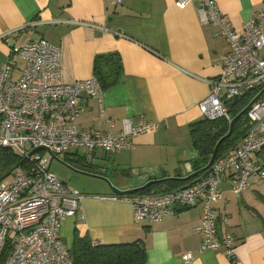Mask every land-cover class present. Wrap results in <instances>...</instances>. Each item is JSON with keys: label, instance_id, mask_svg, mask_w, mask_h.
Listing matches in <instances>:
<instances>
[{"label": "crops", "instance_id": "0c3cea01", "mask_svg": "<svg viewBox=\"0 0 264 264\" xmlns=\"http://www.w3.org/2000/svg\"><path fill=\"white\" fill-rule=\"evenodd\" d=\"M177 1L0 0V66L14 48L45 38L61 47V76L70 83L94 77L98 55L118 53L123 80L104 90L102 103L84 93L78 126L106 132L102 107L114 120L115 132L122 129L125 118L133 123L142 118L159 122L157 130L138 134L131 147L119 152L69 150L60 156L81 171L108 179L103 191H80L85 196L81 208L64 221L61 236L72 250L78 234L90 236L96 244L142 240L148 264H264V179H252L241 195L230 191L231 176L225 175L219 184L223 197L214 203L218 230L220 235L230 232L235 237L236 258L223 247L202 248L203 236L197 229L202 203L149 222L136 219L130 202L103 198L117 194L112 186L127 190L129 179L145 178L143 170L149 171V181L180 179L185 186L196 180L185 179L197 170L190 125L204 118L198 104L209 94L210 80L221 74L220 62L230 44L218 26L201 20L204 0H193L185 7ZM215 1L238 31L264 3ZM164 191L165 187H152L150 192ZM188 252L193 254L189 261L184 257Z\"/></svg>", "mask_w": 264, "mask_h": 264}, {"label": "built area", "instance_id": "2783aa9c", "mask_svg": "<svg viewBox=\"0 0 264 264\" xmlns=\"http://www.w3.org/2000/svg\"><path fill=\"white\" fill-rule=\"evenodd\" d=\"M122 1L115 0L117 4ZM192 1L177 3L185 7ZM199 12L203 22L219 27L230 51L220 62L221 74L210 80V92L198 106L206 118L231 122L227 102L251 92L245 136L190 184L160 193L103 198L130 202L136 219L149 222H159L177 208L202 203L203 216L197 227L203 236L202 248L223 247L227 255L236 258L235 237L230 232L219 234L214 203L223 197L219 184L225 175L232 177L230 191L236 195H241L252 179H264V57L260 54L264 48V3L241 31L225 18L215 0H204ZM61 60V47L40 38L14 48L0 66V148H10L21 158L11 179L0 182V259L9 245L7 264H75L61 228L79 211L85 196L50 171L53 157L72 149L116 153L131 147L138 134L159 128L157 121L142 118L133 123L125 118L122 129L115 132L114 120L102 107L108 130L81 129L77 119L83 110L84 93L102 103L104 89L95 76L64 82ZM184 257L189 261L193 254L188 252Z\"/></svg>", "mask_w": 264, "mask_h": 264}, {"label": "trees", "instance_id": "16d2710c", "mask_svg": "<svg viewBox=\"0 0 264 264\" xmlns=\"http://www.w3.org/2000/svg\"><path fill=\"white\" fill-rule=\"evenodd\" d=\"M94 73L104 90L117 85L124 77L121 56L118 53L98 55L94 62ZM253 95L249 92L241 98L227 102L232 119L243 113L236 119L232 135L220 143L216 158L237 145L245 136L249 127L247 107ZM190 126L193 148L198 155L195 167L199 170L208 164L216 145L228 133L230 122L225 118L209 119L204 117ZM261 156L264 158V154ZM20 162L21 158L10 148H0V176L9 172ZM206 171L191 177L188 181L191 182ZM183 184L184 182L180 179H163L156 181L138 194H146L151 191L152 187H165V190L169 191L182 187ZM72 253L75 264H148L147 250L142 240L119 244H96L90 236L80 237L76 234ZM9 254L10 246L8 245L2 253L0 264H7Z\"/></svg>", "mask_w": 264, "mask_h": 264}, {"label": "rangeland", "instance_id": "374dc122", "mask_svg": "<svg viewBox=\"0 0 264 264\" xmlns=\"http://www.w3.org/2000/svg\"><path fill=\"white\" fill-rule=\"evenodd\" d=\"M261 54L262 56H264V50L261 51ZM73 150L74 149L70 150L69 152L73 153ZM84 152L85 150L83 149L79 151V153ZM45 154L46 156H48L47 154L49 153L45 152ZM61 156L65 157L66 154H63ZM69 156L73 157L72 154H70ZM75 168L76 167H74L73 165L71 166L69 163L64 162L61 157H54L50 164V171L52 173H54L59 179L79 191H103L102 188H104L105 184H108L107 182H104V180L107 181L105 177L92 176L90 174L77 171ZM11 177L12 176L9 175L5 179L10 180Z\"/></svg>", "mask_w": 264, "mask_h": 264}, {"label": "water", "instance_id": "95a60500", "mask_svg": "<svg viewBox=\"0 0 264 264\" xmlns=\"http://www.w3.org/2000/svg\"><path fill=\"white\" fill-rule=\"evenodd\" d=\"M263 91H264V90H263ZM263 91H262L257 97H259V96L263 93ZM247 108H248V107H247ZM242 113H243V112H242ZM242 113L239 114L238 116H236L235 118H233V119L231 120V122H230V128H229L228 133H227V134H226V135H225V136H224V137L218 142V144L216 145V147H215V149H214V151H213V153H212V155H211V157H210V160H209L208 164L205 165L204 167H202L201 169L196 170V171H194V172H192L193 169H189V171L192 172V173H191L188 177L185 178L186 180H188V179H190L191 177H194V176L200 174L201 172L206 171V170H208V169L210 168V166L214 163V161H215V159H216V156H217V153H218V148H219L220 143L222 142L223 139H225V138H227V137H229V136L232 135L235 121H236V119H237L240 115H242ZM55 158H58V157L55 156ZM191 158H192V156L185 158V160H191ZM64 162H65V161H64ZM190 164H191V163H190ZM19 165H20V163L17 164L15 167H13L9 172H7V173L4 174L3 176H1V177H0V182H1L2 180H4L6 177H8V176H9V175L15 170V168H16L17 166H19ZM70 165H71V164H70ZM191 165H192V164H191ZM71 166H72V165H71ZM75 169H76L77 171H80V172H83V173H86V174H90V175H93V176H99V175H94V174H92V173H88V172L81 171V170H79V169H77V168H75ZM143 172L146 174L145 178H142V176H140L139 178H131V179H129V188H128L127 190H122V189H119V188L114 187V186H112V190H113L115 193L119 194V195H129V194L136 193V192H139V191H142V190L148 188V187H149L150 185H152L155 181H154V180H150V181H149V180L147 179V175L149 176V173H148L149 171L143 170ZM105 179L108 181L107 178H105Z\"/></svg>", "mask_w": 264, "mask_h": 264}]
</instances>
